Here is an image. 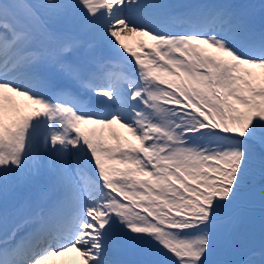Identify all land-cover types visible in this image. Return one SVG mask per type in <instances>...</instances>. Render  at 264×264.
<instances>
[{"label":"snow or ice","instance_id":"obj_1","mask_svg":"<svg viewBox=\"0 0 264 264\" xmlns=\"http://www.w3.org/2000/svg\"><path fill=\"white\" fill-rule=\"evenodd\" d=\"M0 199V264H264V0H0Z\"/></svg>","mask_w":264,"mask_h":264},{"label":"bare ground","instance_id":"obj_2","mask_svg":"<svg viewBox=\"0 0 264 264\" xmlns=\"http://www.w3.org/2000/svg\"><path fill=\"white\" fill-rule=\"evenodd\" d=\"M183 2H186L187 0H181ZM139 37H128V39H132V40H138ZM122 132H124V129H121ZM70 256H76L77 260H78V254H70ZM58 260H63L64 258H57Z\"/></svg>","mask_w":264,"mask_h":264},{"label":"rangeland","instance_id":"obj_3","mask_svg":"<svg viewBox=\"0 0 264 264\" xmlns=\"http://www.w3.org/2000/svg\"><path fill=\"white\" fill-rule=\"evenodd\" d=\"M132 44H134V43H131L130 45H132ZM121 132V131H120ZM21 192H22V194H24V192H25V190L24 189H22L21 190ZM15 196H16V194H15ZM24 197V196H23ZM22 197V198H23ZM19 199V198H18ZM3 205V201H2V199H0V206H2ZM0 209H1V207H0Z\"/></svg>","mask_w":264,"mask_h":264}]
</instances>
